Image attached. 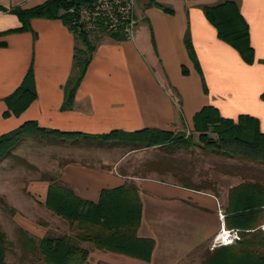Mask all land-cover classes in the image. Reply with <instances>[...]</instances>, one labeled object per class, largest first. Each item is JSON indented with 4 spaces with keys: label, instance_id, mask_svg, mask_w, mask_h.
Instances as JSON below:
<instances>
[{
    "label": "crops",
    "instance_id": "obj_1",
    "mask_svg": "<svg viewBox=\"0 0 264 264\" xmlns=\"http://www.w3.org/2000/svg\"><path fill=\"white\" fill-rule=\"evenodd\" d=\"M46 1L0 0V33L20 27L16 15L10 13L12 8H32ZM226 1L238 4L248 24L252 64L218 38L216 28L204 14L203 6ZM139 7L142 24L133 40H114L105 35L96 44L70 110L61 106L64 85L72 72L74 48L78 46L74 32L61 19L33 18L31 30L0 36V42L6 43L0 46V136L35 121L41 128L66 133L157 129L192 134L197 143L174 152L170 146L128 149L103 167L70 162L59 168V179L77 196L91 202L99 200L103 189L128 183L138 187L142 215L137 235L154 241L151 259L143 261L84 243L89 249V264H180L218 233V209L227 214L228 191L224 204V195L209 188L185 186L182 179L200 183L194 179L195 173L180 168L176 161L180 150L200 148L194 140L193 116L204 106L217 108L224 118L254 117L264 133V0H140ZM186 32L206 90L188 54ZM31 64L37 97L21 114L14 115L8 111L5 98L20 86ZM146 150L160 153L159 163L147 162L149 174L119 168L129 155ZM48 185L44 180L30 182L26 192L31 203H27L26 212L23 203L17 205L0 192L16 210V224L39 238L46 234L49 224H44L45 228L35 217L41 208L53 214L45 207Z\"/></svg>",
    "mask_w": 264,
    "mask_h": 264
},
{
    "label": "trees",
    "instance_id": "obj_2",
    "mask_svg": "<svg viewBox=\"0 0 264 264\" xmlns=\"http://www.w3.org/2000/svg\"><path fill=\"white\" fill-rule=\"evenodd\" d=\"M74 3L75 0H48L32 8H12L10 13L16 15L20 27L2 32L0 36L31 30L30 23L33 18L61 19L68 26L70 18L63 12ZM164 9L172 13V10ZM203 11L216 28L218 38L236 49L246 63L252 64L254 51L249 42L248 24L240 14L238 4L235 1H226L216 6H203ZM70 29L78 40V46L74 48L71 75L64 85L62 110H70L73 107L76 91L87 72L99 41L97 38V41H91L89 33L74 31L72 27ZM109 37L114 40L124 39L120 35ZM184 41L195 68L202 76L206 90L189 32H186ZM4 45L5 42H0V46ZM183 72L186 73L185 68ZM36 97L31 64L20 86L5 98V102L8 111L19 115ZM261 98L264 100V91ZM193 132L197 134L198 143L204 151L264 164V133L260 131L259 121L254 117L240 115L236 120L224 118L217 108L204 106L193 116ZM28 138L49 144L77 147L118 146L131 151L170 146L171 152H174L197 144L193 141L192 134L186 136L185 133L174 134L157 129L148 128L135 132L112 131L108 134L66 133L41 128L35 121H28L0 136V162L10 155L21 141ZM41 180L49 182L45 207L65 221L70 231L57 236L46 232L43 237L38 238L18 226V243L23 259L30 256L41 264H89V249L83 246L84 243L98 250L124 254L143 261L151 259L154 241L137 235L142 203L138 187L134 183L114 189H103L99 200L91 202L77 196L69 185L59 179V176L44 175ZM181 183L196 190L208 188L207 185L195 184L185 179H182ZM0 203L13 215L16 213L2 197ZM226 212L225 224L228 228L249 232L243 234L242 240L235 244L217 248L201 264H264V233L260 229L264 223V184L249 181L230 188ZM13 245L0 226V264H8L7 255L12 252Z\"/></svg>",
    "mask_w": 264,
    "mask_h": 264
},
{
    "label": "rangeland",
    "instance_id": "obj_3",
    "mask_svg": "<svg viewBox=\"0 0 264 264\" xmlns=\"http://www.w3.org/2000/svg\"><path fill=\"white\" fill-rule=\"evenodd\" d=\"M140 16L138 17L136 28L142 24ZM135 33H137V29ZM105 37L107 36L91 33L89 39L95 42L97 39L100 41ZM196 135L195 133V141L198 140ZM127 150L128 148L118 146L95 147L86 145L77 147L66 144H49L32 138L24 139L11 151L10 155L0 162V192L6 193L8 199H12L17 205L23 203L26 212L29 209V204L27 203H31L29 199L31 197L26 192L31 181L41 180L44 175L57 177L59 168L66 162H78L88 166L100 167L110 165L112 161H115L121 155L123 156ZM178 155L176 161L180 168L185 167V170L188 169L192 174L195 173L194 179L200 185H207L209 189L215 191L218 195H224V198L221 199L224 204L226 203V190L229 192L230 188L242 182L250 181L264 184V164L262 163L217 155L204 151L202 147L199 149L180 150ZM148 161H157L159 163L160 153L155 152V150L133 153L122 162L119 168L129 173L145 175L147 172L149 174ZM192 165L195 167L194 170H192ZM0 197L12 207L7 202L8 199L6 200L4 196ZM30 214L33 216L35 213ZM15 216L10 210L3 208L0 203V226L14 244L12 252L7 255V263L41 264L30 256L27 259H23L18 243V225L14 221ZM35 218L45 228L44 224H49L47 232L53 235L67 234L70 231L65 221L54 214L46 212L43 208H41V212ZM248 232L247 230H242V238L243 234ZM215 250H210L208 243V245L190 254L180 264H201Z\"/></svg>",
    "mask_w": 264,
    "mask_h": 264
},
{
    "label": "built area",
    "instance_id": "obj_4",
    "mask_svg": "<svg viewBox=\"0 0 264 264\" xmlns=\"http://www.w3.org/2000/svg\"><path fill=\"white\" fill-rule=\"evenodd\" d=\"M139 3L140 0H75L63 13L68 14V27L74 31L120 35L133 40L140 15ZM218 217L221 228L210 241V250L235 244L242 238V230L225 226L226 214L221 208ZM261 229L264 232V223Z\"/></svg>",
    "mask_w": 264,
    "mask_h": 264
}]
</instances>
